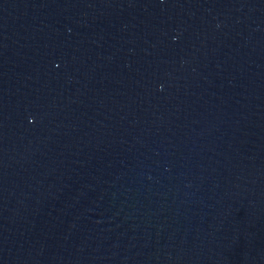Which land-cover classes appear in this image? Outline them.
<instances>
[{"label":"water","instance_id":"95a60500","mask_svg":"<svg viewBox=\"0 0 264 264\" xmlns=\"http://www.w3.org/2000/svg\"><path fill=\"white\" fill-rule=\"evenodd\" d=\"M0 264H264V0H0Z\"/></svg>","mask_w":264,"mask_h":264}]
</instances>
